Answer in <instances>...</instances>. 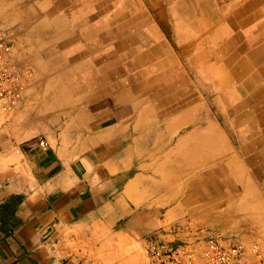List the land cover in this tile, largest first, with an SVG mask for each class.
Returning a JSON list of instances; mask_svg holds the SVG:
<instances>
[{
  "label": "bare ground",
  "instance_id": "bare-ground-1",
  "mask_svg": "<svg viewBox=\"0 0 264 264\" xmlns=\"http://www.w3.org/2000/svg\"><path fill=\"white\" fill-rule=\"evenodd\" d=\"M261 1L234 0L216 12L213 0H192L191 37H203L197 50L186 54L177 29L184 16L170 12L175 50L160 38L155 20L165 4L177 0H39L40 17L27 31L38 47L25 55L41 58L44 46H53L54 58L44 62L48 72L42 73L51 79L87 75L92 101L106 99L104 108L80 115L75 126H91L103 117L123 120L150 150L148 159H168L157 167L151 163L162 175L151 178L154 190H168L171 201L186 195L195 207H223L201 214L217 217L223 230L249 228L245 236L257 234L264 245L259 217L264 218V202L245 178L246 168L264 178V2L254 11ZM179 50L186 54L184 62H197L187 71L198 79L204 99L189 83ZM71 59L83 61L68 71L63 66ZM45 88L40 85L39 91ZM53 104L43 105L40 113L45 116ZM154 127L163 130L156 141Z\"/></svg>",
  "mask_w": 264,
  "mask_h": 264
},
{
  "label": "crops",
  "instance_id": "crops-1",
  "mask_svg": "<svg viewBox=\"0 0 264 264\" xmlns=\"http://www.w3.org/2000/svg\"><path fill=\"white\" fill-rule=\"evenodd\" d=\"M191 1L165 4L155 15L160 38L175 50L178 29L186 54L196 51V42L200 44L203 37V33L191 37L195 34V26L187 18L193 14ZM213 1L220 12L234 0ZM37 2L0 0V20L19 23L31 48L38 47L31 33L27 35L40 17ZM263 2L254 11L261 9ZM170 12L184 16L177 29ZM52 47L44 46L42 61L39 57L36 61L43 64L54 58ZM186 54L181 50L176 53L189 83L204 99L198 79L187 71L189 64L197 62H184ZM82 61L71 59L63 67L71 71ZM53 79L59 81L58 87L27 91L26 97L34 105L27 108L25 99L23 106L0 124V264H104L96 256H104L101 245L109 236L122 246L126 230L143 236L155 231L162 223L157 220V206L171 202L168 190L156 193L151 188L152 159L147 158V147L140 146L126 122L103 117L91 126H75L80 115L106 104L103 95L97 94L92 101L88 76L78 72ZM48 102L54 104L44 116L39 109ZM159 133L156 130L155 141ZM42 139L47 145L39 144ZM162 154L166 156L167 151ZM167 160L156 158L154 162L157 167L158 162L165 165ZM123 259L131 260L130 255Z\"/></svg>",
  "mask_w": 264,
  "mask_h": 264
},
{
  "label": "rangeland",
  "instance_id": "rangeland-1",
  "mask_svg": "<svg viewBox=\"0 0 264 264\" xmlns=\"http://www.w3.org/2000/svg\"><path fill=\"white\" fill-rule=\"evenodd\" d=\"M10 33H13L15 37V48H14L15 50L11 62L12 66L21 71H23L24 69H29L32 73V80L29 85L28 93H30L31 90L39 88V86L42 85L43 83L45 86H49V88H53V87L56 88V86H59V81L57 79L53 80V78L51 79L49 77H46L49 76L50 74L45 75L42 73V71L48 72L46 67H43L44 63L41 64V62L40 63L37 62L36 61L37 59L34 57L33 59L26 58L27 56L25 55L26 54L25 51H27V53L29 54L30 51L36 50V47L31 48L30 46H28L29 41L28 39H26V33L25 31L21 32V29L19 28V23H17L16 21L7 23L5 19L0 20V39L7 40L9 38ZM52 74L53 73H51V75ZM44 75L46 78L43 77ZM42 77L44 79H42ZM32 105H34V102L33 101L31 102V100L29 101V96L26 97L25 106H27V108L29 107L31 108ZM19 109H17V111ZM14 112L8 115L7 120H9L12 117ZM3 121L4 120H1L0 123ZM128 126L131 129V126L130 125ZM156 130L160 132V129L155 127L151 128L150 130L153 131L154 136ZM131 135L134 136L133 133H131ZM55 140H56L55 138L52 139V143L55 142ZM41 141H44L45 145H47L45 139H42ZM148 151L150 152V150L148 149L145 152V154L146 153L148 154ZM146 155H144L145 159L148 158V157L146 158ZM153 161L154 159H152V162ZM158 172L159 170L154 171L155 174L154 179L161 180L160 177L162 175H158L157 174ZM246 172L247 173L245 178L248 181H251L252 187L260 193L261 200L264 202V184H263L264 178L257 177L255 174L252 173V171L249 168H246ZM150 186L153 189L152 183ZM155 192L161 193V190H155ZM169 196L171 197L170 194ZM186 201H187L186 195H184L182 198L178 197L174 201H171L170 205H168L167 202L165 206L158 205L157 207L159 208V210L156 216H157V220L162 221V223L155 231L147 235L143 236L141 234L140 235L132 234L131 232L126 230L123 232V240L121 241L123 243L122 246H117L119 242H117L114 238L109 236V238L106 241H104V243H102L101 245L102 253L104 256L101 257L96 256V259L102 260L104 264H150L149 241L155 237V234L162 235V233L165 234V237L171 238V240H173L174 238L171 237L169 232L170 233L175 232V229L180 226L188 227L189 229L192 230L196 228L204 229L211 236L228 237L234 240L235 242H240L243 244L257 242L264 249V245L262 241L259 239V236H257V234H253V236L252 235L249 236L250 234H247L249 237L245 236L246 231L249 233V230H247L249 228L242 227L240 229V232H233L226 228L223 230L220 229V226L215 221L217 217L210 214L209 215L207 214V216L201 214V211L206 210L208 212L209 209L221 211L223 207L214 208L215 204H207V203L202 204L201 205L202 207H195L189 205ZM164 203L165 202H163V204ZM259 217L261 219H264L261 217V215H259ZM233 222L236 223V219H233ZM261 229L262 228L260 227L254 228V230L259 232ZM179 237H183V234H181ZM128 255H130L131 258L130 261L123 259V257L125 258Z\"/></svg>",
  "mask_w": 264,
  "mask_h": 264
},
{
  "label": "built area",
  "instance_id": "built-area-1",
  "mask_svg": "<svg viewBox=\"0 0 264 264\" xmlns=\"http://www.w3.org/2000/svg\"><path fill=\"white\" fill-rule=\"evenodd\" d=\"M14 48L13 33L7 40L0 39V121H7L22 105L32 80L29 69L12 66ZM39 144L44 146L45 142ZM180 227L169 232L173 240L162 233L149 241L150 264H264V249L257 242L243 244L211 236L204 229Z\"/></svg>",
  "mask_w": 264,
  "mask_h": 264
}]
</instances>
